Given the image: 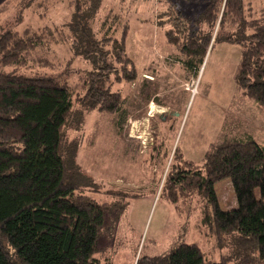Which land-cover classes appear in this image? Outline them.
I'll return each mask as SVG.
<instances>
[{"label":"trees","instance_id":"16d2710c","mask_svg":"<svg viewBox=\"0 0 264 264\" xmlns=\"http://www.w3.org/2000/svg\"><path fill=\"white\" fill-rule=\"evenodd\" d=\"M30 1L20 0L18 6ZM103 1L70 0L68 34L32 27L0 33V264H109L94 253L105 216L115 205L86 195L98 191L97 184L78 166L77 144L67 138L82 112L120 111L121 93L99 83L131 82L137 76L126 53V21L118 36L106 27V18L96 31L92 27ZM262 4L264 9V0ZM164 22L171 24L166 40L185 56L182 65L188 73L197 74L212 42V47L216 41L240 45L236 86L264 111V19L246 20L242 0H206L197 17L177 14L158 20ZM245 29L251 33L244 34ZM52 39H70L74 52L89 62L83 94L53 78L5 72L10 66L55 69V62L36 53ZM173 153L178 156L176 149ZM225 177L237 200L230 211L220 209L214 192V183ZM164 187L172 201L192 191L204 197L201 224L219 246H228L227 260L264 264V145L225 135L208 147L201 166L189 160L171 166L161 191ZM226 259L209 262L192 243L166 255L138 258L135 264H226Z\"/></svg>","mask_w":264,"mask_h":264},{"label":"rangeland","instance_id":"374dc122","mask_svg":"<svg viewBox=\"0 0 264 264\" xmlns=\"http://www.w3.org/2000/svg\"><path fill=\"white\" fill-rule=\"evenodd\" d=\"M18 1L0 0V33L25 27L69 33L70 0H31L22 7ZM40 1H45L43 7L37 6ZM205 2L105 0L92 24L96 31L106 18V27L118 36L120 24L126 21V53L137 71L131 82L99 83L121 93L120 111H84L67 130V138L77 144L78 166L97 184L98 191L88 190L86 195L115 205L105 216L99 250L94 253L101 263L135 264L138 258L166 255L180 244L192 243L209 262L226 259L230 253L201 224L203 196L192 191L172 201L169 189L161 191L171 166L185 160L201 166L208 147L225 135L250 137L264 145V111L242 96L234 80L241 46L216 41L212 47V42L195 75L182 65L185 56L166 40L171 24L158 23L177 14L195 18ZM242 4L246 20L264 19L262 0H242ZM216 30L217 26L212 38ZM36 53L55 62V69L10 66L5 72L53 78L67 83L73 93H84L81 83L90 64L74 52L70 39H52ZM214 192L221 210L237 208L229 177L215 182ZM226 264L235 263L226 259Z\"/></svg>","mask_w":264,"mask_h":264},{"label":"built area","instance_id":"2783aa9c","mask_svg":"<svg viewBox=\"0 0 264 264\" xmlns=\"http://www.w3.org/2000/svg\"><path fill=\"white\" fill-rule=\"evenodd\" d=\"M193 91V90H192Z\"/></svg>","mask_w":264,"mask_h":264},{"label":"crops","instance_id":"0c3cea01","mask_svg":"<svg viewBox=\"0 0 264 264\" xmlns=\"http://www.w3.org/2000/svg\"><path fill=\"white\" fill-rule=\"evenodd\" d=\"M152 105V104H151Z\"/></svg>","mask_w":264,"mask_h":264}]
</instances>
